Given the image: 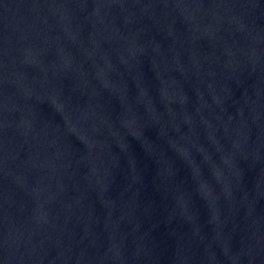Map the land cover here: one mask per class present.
Here are the masks:
<instances>
[{
    "label": "water",
    "instance_id": "water-1",
    "mask_svg": "<svg viewBox=\"0 0 264 264\" xmlns=\"http://www.w3.org/2000/svg\"><path fill=\"white\" fill-rule=\"evenodd\" d=\"M0 264H264V0H0Z\"/></svg>",
    "mask_w": 264,
    "mask_h": 264
}]
</instances>
